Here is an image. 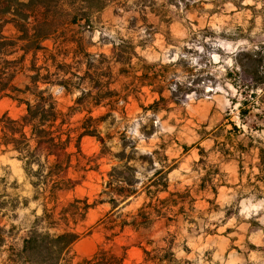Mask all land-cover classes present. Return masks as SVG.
Returning a JSON list of instances; mask_svg holds the SVG:
<instances>
[{
    "label": "rangeland",
    "instance_id": "1",
    "mask_svg": "<svg viewBox=\"0 0 264 264\" xmlns=\"http://www.w3.org/2000/svg\"><path fill=\"white\" fill-rule=\"evenodd\" d=\"M121 38L135 46L137 74L147 72L153 83L128 97L124 114L117 105L114 127L111 118L99 126L101 137L112 136L105 155L100 156L96 138L81 140L84 158L66 175L74 188L59 200L107 199L100 193L108 173L120 165L112 156L121 150L120 133L136 146L129 164L136 168L138 195L115 214H107L108 203L88 210L76 228L82 238L72 246L75 261L102 244L118 257L126 248L122 264L158 262L145 263L141 247L153 250L150 256L157 255L162 264H264V0H108L89 50L110 55L112 43ZM128 81L120 78L111 87ZM53 95L63 110L75 98L58 88ZM23 111L16 102L0 100L1 113L17 118ZM106 111L94 108L91 115ZM150 154L152 163L143 159ZM161 168L167 191L154 192L151 204L165 215L146 229L126 227L106 239L119 231L121 219L130 221L150 201L146 191L155 187H146ZM0 195L18 203L14 211L0 212L1 227L15 226L0 248V264H7L8 246L21 247L41 207L32 200L22 163L1 150ZM164 198L168 202L160 203Z\"/></svg>",
    "mask_w": 264,
    "mask_h": 264
},
{
    "label": "trees",
    "instance_id": "2",
    "mask_svg": "<svg viewBox=\"0 0 264 264\" xmlns=\"http://www.w3.org/2000/svg\"><path fill=\"white\" fill-rule=\"evenodd\" d=\"M107 6L108 0H0V100L7 98L24 107L17 118L0 112V150L13 152L22 163L32 188V200L41 207V213L25 230L21 247L8 246L7 264H122L125 258L126 248L123 256L118 257L102 244L90 257L78 261L72 253V246L82 238L76 228L89 209L108 203L107 214H111L130 196L138 195L136 168L129 164L135 159L136 146L123 133H120L121 150L112 155L120 165L108 173L100 193L107 199L92 203L86 197L59 200L74 188L66 175L70 169L78 170L79 158H84L81 140L96 138L102 146L100 156L105 155L106 140L112 136L106 133L105 138L101 137L99 126L111 118L109 126L114 127L113 112L117 111V105L122 104L124 114L128 97L139 87L153 83L147 72L137 74L132 59L139 60V56L129 39L113 42L110 55L89 50L93 46L91 34ZM120 78L129 81L118 89L112 88ZM54 88L65 95H75L66 110L53 95ZM156 92L159 100H163L161 88ZM99 107L106 108V113L93 117V109ZM80 114L81 119L72 120ZM244 116L241 110L240 117ZM233 129L236 130L235 126ZM152 155L143 159L152 163ZM74 158L76 165L72 164ZM165 174L163 168L155 170L146 187H155V191H146L150 201L130 221L121 219L119 231L106 239L111 240L126 227L134 231L146 229L155 217L165 215L162 207L151 204L154 192L167 191ZM156 176L159 177L155 179ZM168 200L159 202L166 204ZM17 207L16 199L0 195V212L14 211ZM14 230L12 224L7 230L0 226V248ZM141 250L146 256L145 263H163L157 255L150 256L153 250L142 247Z\"/></svg>",
    "mask_w": 264,
    "mask_h": 264
}]
</instances>
